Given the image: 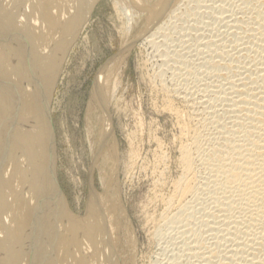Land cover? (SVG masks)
I'll use <instances>...</instances> for the list:
<instances>
[{
    "label": "bare ground",
    "instance_id": "1",
    "mask_svg": "<svg viewBox=\"0 0 264 264\" xmlns=\"http://www.w3.org/2000/svg\"><path fill=\"white\" fill-rule=\"evenodd\" d=\"M93 3L0 0V264H133L136 240L128 219H121L125 213L115 192L109 200L92 191L87 216L78 222L56 184L52 91L65 51ZM120 10L127 27L142 21L139 39L162 51L163 65L183 72L180 84L190 82L194 64L204 67L201 81L214 78V85L205 79L199 97L192 91L199 84L184 87L187 91L164 82L157 88L180 141V174L161 199L162 222L170 230L159 238L171 244L164 246L169 257L161 264H264V0H121ZM184 16L191 23L181 24V32L190 43L180 46L185 52L194 47L197 62L169 44V23ZM208 18L223 22L224 30L199 32L202 24L210 27ZM122 60H109L91 91L95 107L89 106L86 126L95 155L114 134L106 110L117 92ZM174 98L192 110L177 108ZM111 149L98 169L106 190L112 187L117 195L112 178L107 181L110 163L118 162L116 145ZM164 160L158 151L156 163ZM163 170L157 187L165 184Z\"/></svg>",
    "mask_w": 264,
    "mask_h": 264
},
{
    "label": "rangeland",
    "instance_id": "2",
    "mask_svg": "<svg viewBox=\"0 0 264 264\" xmlns=\"http://www.w3.org/2000/svg\"><path fill=\"white\" fill-rule=\"evenodd\" d=\"M120 2L121 0H94L89 14L83 21V25L76 31V35L67 47L61 61L55 83L56 85L52 91V99L50 101L52 109L50 116L52 117L54 125L55 145H57L55 147V165L57 164L55 166L56 182L58 181L56 184H59L58 188L59 190L61 189L60 192L63 191V198L66 204L68 203L67 206L71 210V215L75 221H83V218H86L88 201L90 200L92 191L94 193L104 192L103 194H105L106 198L109 200H112L114 194L113 199L118 196L116 203L119 207L121 206L120 213L121 210L125 213L124 219L120 214L121 219L125 220V217L126 220L128 219L127 223H129V227L131 226L130 229L136 240L134 248L136 253H134L133 264H161L162 261L163 263L167 262L169 257L168 253L164 254L165 252H163V249L167 247V245L168 247L171 246L169 238L166 237L167 239L164 238L165 240L162 239L163 241L160 239L162 236L164 237L167 235V230H170V228H166L162 222L165 204L161 199L162 197H167L171 193L173 181L178 178L180 174L179 166L177 165L180 155V141H178L179 138L177 137L178 129L176 120L170 113L163 110L164 98L162 97H164V95L158 89L163 82L169 85L166 86L164 84L166 87H170L169 89L177 87L178 89H183V91H187L184 87L187 88V86L190 87L191 85L194 86V84H199L197 86L201 87H199L198 91L197 88L192 90L194 93L198 92V95L195 94L199 97L205 94L204 91H201V89L203 90V87L206 86L205 82L210 83L214 81V78L211 79L205 76V81L203 76L201 81V78L198 76H202L200 71L204 70V67L201 69L199 64H194V66L197 67L194 68V74L189 76L191 77V80L189 78L190 82H187L184 86L180 84L181 81L179 80L182 79L183 76L181 75H183V72L178 70L175 73L173 68L174 72L170 67L167 68L166 65L162 64L164 60L161 57L164 56L160 55L159 57L158 54L162 51H155L157 48L149 39H139L141 35L140 30L143 28L141 20H138V25H135L133 21V26L130 24L131 26L129 25L127 27L126 22L128 19L123 11L120 10ZM193 3L195 2L193 1L191 3L194 7L195 4ZM138 14L142 19L144 14ZM183 19L185 20H178L180 22L177 24L176 22L178 21L175 20V22L172 19L173 21L169 23L170 27L168 26L169 29L168 27L166 28L168 32L171 29V33L165 30V33L169 34H167L168 36L171 34L170 37H179L177 40L175 39V44H173L174 39L169 37V39L173 40H169V44L178 47L177 50L180 45L184 46L186 43H190L184 40L186 39V35L184 36L186 31L182 34L183 31L181 32V29L184 30V26L188 25V22L191 23V20L189 21V17L186 16H184ZM226 20H228V17ZM214 21L215 20H210L208 18L207 22L208 25L210 24V27L207 26V29L200 23L199 25L201 27L202 24V29L198 26L200 28L199 32L202 31L203 33L205 32L204 34H206V32L209 34L208 29L210 28H214L213 30L216 29V31L218 28L219 31L225 28L219 25V23L223 25V22L215 21L214 23ZM216 22L218 23V27H214ZM181 24L185 25L183 26ZM175 25H178L179 28H176ZM220 27H222V29H220ZM173 29L174 31L177 29L176 33ZM178 32L179 35L177 34ZM183 36L185 38H183ZM229 36H227V38ZM159 38L162 39V37ZM227 38L226 42H229V40L231 41V37L229 40H227ZM178 41L181 42L178 43ZM228 42L226 44L230 43ZM128 43L129 47L127 45ZM123 46H127L125 47L126 49ZM175 46L174 48H176ZM193 48L190 50H193ZM181 49H183V47ZM184 49L178 51L182 54L181 56H185V54L188 56L191 53V58L193 57L194 59L197 57L195 55V57L192 56L195 52L188 49L187 51L189 53L187 54V51L185 52ZM121 57L124 59L120 66L121 78L116 95L107 106L106 110V114L108 113L107 118L109 116L108 120L111 127L113 126L112 131L114 130V134L112 132L113 140L111 139V141L105 145L106 150L104 148V152L102 151L97 154L99 156L98 158L91 150L86 126L89 106L93 104L95 107V101L92 100L91 91L95 78L102 67L108 63L109 60H119ZM194 60L197 62L196 59ZM165 67L169 72L165 70ZM161 68L167 72L165 73L163 70L164 73H160L162 70ZM195 69H199V71L197 72ZM172 72L174 74H172ZM178 72L180 75H178ZM163 74H165V76ZM160 75L163 76L161 77ZM178 76L181 77L179 78ZM177 77L179 80H177ZM195 77L197 79L199 78V81L196 80ZM195 80L198 81V83ZM201 83L203 84L201 85ZM211 83L214 85V82ZM177 84L180 86L178 85V87ZM189 90L190 89H188V91ZM173 102L175 106L181 110L185 107L187 108L183 110H192V107L186 106L180 99L174 98ZM112 143L116 145V161L118 162L116 164L113 161L116 165L113 162L110 163L107 181L112 178L110 182L112 181L111 183L116 185L115 187L118 191L117 195L116 190L112 187L106 190L107 187L102 184L100 170L98 169V166L101 165L102 156H105L103 154L113 150L111 149ZM107 148L110 149L108 150ZM158 151H161L165 157L161 165L156 163ZM114 165L115 167H111ZM161 169H165L163 172L165 173L166 180L163 186L157 187L155 180H157L158 170L160 171ZM107 192L109 194H107ZM161 222L163 224L162 227L160 226ZM158 229H161V231L159 232ZM156 232L157 235H159L158 233H162L161 236H157ZM163 232H166V234H163ZM174 237L176 238L178 235H174ZM172 240L175 241L176 239Z\"/></svg>",
    "mask_w": 264,
    "mask_h": 264
}]
</instances>
